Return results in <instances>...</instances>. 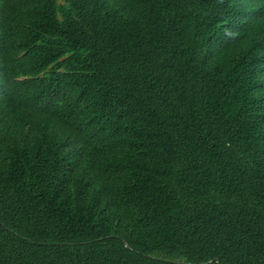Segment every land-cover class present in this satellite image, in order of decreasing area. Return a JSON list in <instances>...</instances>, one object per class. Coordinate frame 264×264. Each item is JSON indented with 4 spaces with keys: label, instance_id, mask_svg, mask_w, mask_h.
Returning a JSON list of instances; mask_svg holds the SVG:
<instances>
[{
    "label": "trees",
    "instance_id": "trees-1",
    "mask_svg": "<svg viewBox=\"0 0 264 264\" xmlns=\"http://www.w3.org/2000/svg\"><path fill=\"white\" fill-rule=\"evenodd\" d=\"M175 262L264 264V0H0V264Z\"/></svg>",
    "mask_w": 264,
    "mask_h": 264
},
{
    "label": "water",
    "instance_id": "water-1",
    "mask_svg": "<svg viewBox=\"0 0 264 264\" xmlns=\"http://www.w3.org/2000/svg\"><path fill=\"white\" fill-rule=\"evenodd\" d=\"M216 263H219L220 261L218 259L215 260ZM175 263H180V262H175ZM209 263H212V261H210ZM182 264H184V262H182Z\"/></svg>",
    "mask_w": 264,
    "mask_h": 264
}]
</instances>
